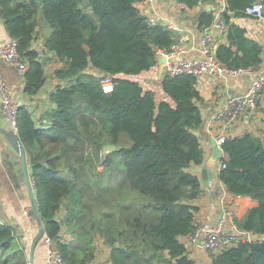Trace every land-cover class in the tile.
Wrapping results in <instances>:
<instances>
[{"label":"trees","instance_id":"trees-1","mask_svg":"<svg viewBox=\"0 0 264 264\" xmlns=\"http://www.w3.org/2000/svg\"><path fill=\"white\" fill-rule=\"evenodd\" d=\"M143 1L88 0L86 5L85 0H0L5 26L28 64L25 93L38 95L47 80L49 58L34 48L42 23L39 11L53 29L44 40L45 55L54 54L63 65L55 71L60 83L50 95L53 106L41 112L40 122L30 107L19 106L18 130L46 235L57 243L67 264L90 263L97 234L110 248L112 264L194 263L181 238L197 229L199 208L192 202L202 193L199 177L188 171L205 158L197 135L203 123L198 79L165 74L162 88L168 99L159 101L140 82L117 77L152 69L159 53L170 51L178 41L176 31L152 24L142 14L137 4ZM178 1L192 8L212 0ZM257 1L226 0L222 17L229 44L220 45L217 56L230 68L255 69L262 62L260 44L231 22L232 15L246 16L245 9ZM214 16L203 10L199 27L209 28ZM109 74L114 81L111 93L102 86ZM122 134L129 136L131 145L110 151L102 161L103 150L118 145ZM222 148L225 167L220 179L227 190L259 203L237 224L260 239L224 249L212 256L211 264H264V132L227 137ZM93 160L96 173L99 165L119 168L115 187L95 190L98 182L92 183L80 167ZM113 194H118L116 205L107 199ZM90 197L103 198L110 211L89 218L87 210L94 211L86 201ZM63 208L66 213L59 220ZM63 227L71 240L62 239ZM0 264H28L8 224H0Z\"/></svg>","mask_w":264,"mask_h":264},{"label":"crops","instance_id":"crops-1","mask_svg":"<svg viewBox=\"0 0 264 264\" xmlns=\"http://www.w3.org/2000/svg\"><path fill=\"white\" fill-rule=\"evenodd\" d=\"M137 7L148 19H155L159 24L177 32L178 39L183 40L186 45V52L183 56L187 59L201 56V43L206 34L211 35V48L216 55L220 45L229 44L228 28L224 31H219L211 26L205 30L199 27L201 12L206 10L209 13L213 12L217 14L227 8L226 0H212L209 3H202V5L199 3V5L192 8L178 0H153L152 2L145 0L137 4ZM207 8H211L212 10L209 11ZM231 22L243 28L245 35L249 39L260 44L262 48V62L255 68L254 72L256 76H264V22L249 16L233 15ZM12 39L0 14V46L9 43ZM44 40L45 38H36L34 48L41 55L45 56ZM48 55L49 57H54L57 61L54 54L50 53ZM161 55L164 54H159V57ZM239 55H243V51H239ZM62 66L61 62L57 63V68H61ZM165 68L166 64L161 66L158 61L157 65L152 69L139 75L119 74L117 77L140 82L146 90L154 91L157 99L160 101L168 99L167 94L162 88V81L166 73ZM0 73L11 88L19 106L26 105L30 107L34 118L36 121L38 118L37 122H40L41 112L53 106L50 95L60 83L59 80L54 78L51 84H48V80H46L38 95L29 96L25 93V76L21 74L17 66L5 60H0ZM253 79L254 76L249 75L231 80L204 76L197 81V88L202 97L199 105L203 117V123L197 129V135L204 150L205 158L201 165L192 164L188 168L189 172L199 177L202 187L201 195L192 202L193 205L199 208L195 214V224L197 227L205 223L218 221L224 215V210L227 207L234 209L236 220H241L251 208L259 204L258 201L251 197L236 196L227 190L220 179V170L223 162L222 160H214L215 155L212 146V141L214 139L217 140L222 135L235 137L241 136L245 132H251L256 135H261L264 132V101L260 103L257 110L246 111L243 116L229 126L218 119V115L224 111L228 101L232 97L242 94L249 87ZM0 128L9 130L1 110V95ZM0 141L2 143V150L0 152L1 217L8 225L14 228L17 242L25 249L28 264H30L29 253L31 244L37 236L40 226L36 216L31 214L33 210L32 202L19 155L1 132ZM206 164L209 167V172L214 174L217 181V184H212L209 188H204L202 178L204 165ZM64 235L66 239L71 240L73 238L67 230L64 232ZM187 238L182 237L181 241L186 244L189 255L193 259V264H211L212 257L203 246L204 237L200 236L198 244H191L187 241ZM47 251L48 247L42 239L36 245L33 264H46ZM88 264H112L110 261V248L107 246L106 253L102 256H99L96 250L95 257Z\"/></svg>","mask_w":264,"mask_h":264},{"label":"built area","instance_id":"built-area-1","mask_svg":"<svg viewBox=\"0 0 264 264\" xmlns=\"http://www.w3.org/2000/svg\"><path fill=\"white\" fill-rule=\"evenodd\" d=\"M152 2L153 0H147ZM226 10V9H225ZM221 11L214 16L211 27L215 30L224 31L228 28L227 23L222 17ZM246 16L252 17L264 22V3L257 1L245 9ZM152 24H158L155 19H149ZM186 52V45L183 40L172 45L171 50L163 53L167 58L166 73L171 76L181 74H191L197 79L204 76L208 78L218 79H237L241 76H254L249 87L239 95L232 97L224 109L218 115V119L225 122L226 125L233 124L246 111L257 110L260 103L264 101V76H256L253 68H230L223 63L211 48V35L206 34L201 43V56L198 58L187 59L183 56ZM0 60H5L19 69L21 74H25L28 68L27 62L24 60L19 51L18 43L12 39L9 43L0 46ZM104 92L111 93L114 89L113 77L106 75L102 81ZM0 95L1 110L9 127V130L19 135L18 130V111L19 103L17 102L11 88L7 85L3 75L0 73ZM227 137L222 135L216 140L219 147L222 148ZM2 143L0 141V152ZM225 167L222 163L221 168ZM0 224H7L1 217L0 205ZM200 236L204 237V248L212 257L219 254L224 249L238 244L240 242L253 243L259 240V236L251 231L241 229L236 221L234 209L227 207L221 219L214 223H205L197 227L196 231L191 234L187 241L191 244H198ZM65 235L62 239L65 240ZM43 241L48 247L46 264H67L62 252L57 247V243L48 235L43 237Z\"/></svg>","mask_w":264,"mask_h":264},{"label":"rangeland","instance_id":"rangeland-1","mask_svg":"<svg viewBox=\"0 0 264 264\" xmlns=\"http://www.w3.org/2000/svg\"><path fill=\"white\" fill-rule=\"evenodd\" d=\"M87 3H88V0H85L86 5H87ZM87 10L90 14H92L91 9H87ZM39 19L42 21V23H41L40 29L38 31L37 39L46 38L48 35H50L52 33L53 29L47 24L46 20L44 19L42 11H39ZM43 58H49V61L46 65V72H47V80H48L47 82H48V84H51L53 79L57 78L55 76V71L57 68V63H59V62H58V60L56 61L54 59V57H49L48 53L45 56H43ZM90 72L97 73V71L93 68L90 69ZM59 82H60V80H59ZM37 120H38V118H37ZM102 140L103 139H99V141H102ZM131 143H132V141L129 138V136L127 134H122L121 135V142L118 145H114V144L108 145V146H106V150L105 149L103 150V152L101 154L102 161L105 159V156L110 151L116 150L122 146L128 147L131 145ZM87 151L88 150H86V152ZM95 163H96V160H93L92 162H87V163L85 162V163L80 165L81 169L84 168L90 174V176L92 177V180H91L92 183L98 182L97 187H96V185L94 186V187H96L95 190L97 191L99 189L98 186H101V187L106 186L107 189H111L112 187H115L116 184H118V180L120 177L119 168L115 165H112V167L106 169L105 166L99 165L97 168L98 172L96 173L95 168L93 166V165H95ZM95 194L98 195V193H96V192H95ZM117 196H118V194L117 195L113 194V195H111L110 198L108 196H106V197H108L107 199H110V202H112V203H114V205H116ZM95 197H92V198L90 197L89 199L86 200L87 202H91L92 207L94 208V211L92 213L90 212V210H87L88 217L91 219L102 216V211H110V207L108 206V204L105 203L104 201H102L103 198L97 199ZM65 213H66L65 209L64 208L61 209L57 214L58 219L62 220L65 216ZM31 214L33 216H35L33 213V210L31 212ZM63 228L65 230H67L66 227H63ZM105 245L106 244H105L104 238L97 234L95 236V246H96V250L98 251L99 256H102L103 254L106 253L107 246H105Z\"/></svg>","mask_w":264,"mask_h":264},{"label":"water","instance_id":"water-1","mask_svg":"<svg viewBox=\"0 0 264 264\" xmlns=\"http://www.w3.org/2000/svg\"><path fill=\"white\" fill-rule=\"evenodd\" d=\"M202 3L203 2H200V5H202ZM207 9L209 11L212 10L211 8H207ZM159 63L161 66H164L165 64H167V58L165 55H161L159 57ZM109 75L111 77H113L111 74H109ZM0 132L5 136V138L9 141L11 146L16 150V152L19 155L21 165H22L23 175H24L25 182H26L27 189H28V193H29V196H30V199L32 202V208L34 210L35 216H36V218L39 222V225H40L39 232H38L37 236L34 238V240L32 241L31 249H30V253H29L30 264H33L36 245L46 235L45 223H44V220H43L41 212H40L37 195H36V192L34 189L33 181L31 179L29 160H28L26 148H25L23 142L21 141L19 135H16L13 132H11L10 130H6L4 128H0ZM212 146H213V152L215 155L214 160L215 161L222 160L223 155H224V151L221 147L218 146L215 139L212 141ZM202 178H203L204 188H209V186H211L212 184L213 185L217 184L216 183L217 181L215 180V176H214V174L209 172V167L207 164L204 165Z\"/></svg>","mask_w":264,"mask_h":264}]
</instances>
